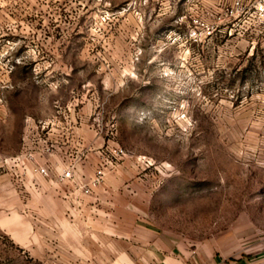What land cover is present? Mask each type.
<instances>
[{
    "label": "rangeland",
    "instance_id": "rangeland-1",
    "mask_svg": "<svg viewBox=\"0 0 264 264\" xmlns=\"http://www.w3.org/2000/svg\"><path fill=\"white\" fill-rule=\"evenodd\" d=\"M252 6L0 0V264H56L42 255L60 237L61 192L76 224L87 205L93 226H149L200 263L264 264Z\"/></svg>",
    "mask_w": 264,
    "mask_h": 264
},
{
    "label": "crops",
    "instance_id": "crops-1",
    "mask_svg": "<svg viewBox=\"0 0 264 264\" xmlns=\"http://www.w3.org/2000/svg\"><path fill=\"white\" fill-rule=\"evenodd\" d=\"M60 222L55 226L59 238L54 240L53 252L44 253V261L59 264H206L200 263L192 252L173 238L149 226H93L88 207L82 206L86 224H76V198L60 194ZM83 219V220H84ZM82 220V221H83ZM87 225V226H86ZM51 249V245H45ZM252 256H242L228 263L256 264Z\"/></svg>",
    "mask_w": 264,
    "mask_h": 264
},
{
    "label": "built area",
    "instance_id": "built-area-1",
    "mask_svg": "<svg viewBox=\"0 0 264 264\" xmlns=\"http://www.w3.org/2000/svg\"><path fill=\"white\" fill-rule=\"evenodd\" d=\"M253 13L254 16L256 17V19L258 21L264 22V0H253ZM42 171L47 174V171L43 168ZM104 171L99 168L96 170V174L95 177L92 179L93 182H98L101 180V178L103 177ZM72 175V171L70 168L65 169L61 172V179L63 178H69ZM90 186L89 185H85L83 187V192L84 193H88L90 192Z\"/></svg>",
    "mask_w": 264,
    "mask_h": 264
}]
</instances>
